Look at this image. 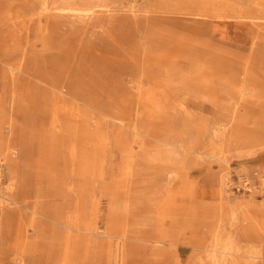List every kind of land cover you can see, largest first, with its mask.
I'll list each match as a JSON object with an SVG mask.
<instances>
[{
	"label": "rangeland",
	"instance_id": "374dc122",
	"mask_svg": "<svg viewBox=\"0 0 264 264\" xmlns=\"http://www.w3.org/2000/svg\"><path fill=\"white\" fill-rule=\"evenodd\" d=\"M248 222L264 0L0 3V264H264Z\"/></svg>",
	"mask_w": 264,
	"mask_h": 264
},
{
	"label": "bare ground",
	"instance_id": "6f19581e",
	"mask_svg": "<svg viewBox=\"0 0 264 264\" xmlns=\"http://www.w3.org/2000/svg\"><path fill=\"white\" fill-rule=\"evenodd\" d=\"M8 1H10V0H0V3H5L6 4V3H8ZM17 151H18V149L14 148V149H12V150H10V151H8V152L3 154V158L5 160L3 165H5L6 168H7L8 164L10 163V160H11L12 156ZM11 186L13 188L15 186V182L12 183ZM13 203H11V204H13ZM11 204H8V205H11ZM14 204H16L17 206L20 205L18 202L17 203L15 202ZM3 208L4 209L2 211V214H5L8 211H11V210H9L10 207H3ZM150 220H151V222H149V223H152L155 226V228L157 229V231H158L156 242H159L162 237H161L160 232L158 230L159 228H158L157 222H156L155 219L154 220L150 219ZM251 225H252V223H249V222L246 224L245 228H247V230L245 231V234H244L245 240L252 241V242H259V243L262 244L264 242V240H258V238H256V236L254 235L253 231H251ZM173 238H174V241L176 242V244H178L177 238H175V237H173ZM1 239H2V236H0V241H1ZM7 239L10 240V236H7ZM261 250L263 251V253L261 254V256H257L256 258L264 260V245H263ZM224 253H225V258L229 259L231 262H242V260L240 259L241 254L235 253L233 251V249H231L230 247L226 248Z\"/></svg>",
	"mask_w": 264,
	"mask_h": 264
}]
</instances>
